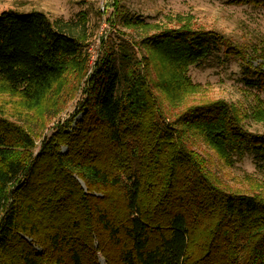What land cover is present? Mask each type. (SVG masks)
Masks as SVG:
<instances>
[{"label": "trees", "instance_id": "obj_1", "mask_svg": "<svg viewBox=\"0 0 264 264\" xmlns=\"http://www.w3.org/2000/svg\"><path fill=\"white\" fill-rule=\"evenodd\" d=\"M226 1L264 9V0ZM136 45L138 54L109 46L85 77L89 53L63 24L38 10L0 12V81L34 103L60 78L76 79L67 94L85 93L38 147L0 116V264H97L86 250L100 229L107 264H264V197L221 186L189 142L194 132L230 162L261 163L264 133L247 132L221 101L187 106L174 121L163 104L191 85L190 65L237 62L243 84L260 91L264 71L215 30L157 29ZM73 173L102 196L89 200Z\"/></svg>", "mask_w": 264, "mask_h": 264}, {"label": "rangeland", "instance_id": "obj_2", "mask_svg": "<svg viewBox=\"0 0 264 264\" xmlns=\"http://www.w3.org/2000/svg\"><path fill=\"white\" fill-rule=\"evenodd\" d=\"M4 10L43 11L50 19L57 20L78 36L83 49L89 53L85 77L92 70L95 60L109 50V46L116 48L118 41L126 42L138 54L140 49L136 41L139 38L157 29L181 26L224 34L248 50L250 62L264 71V56L255 55L256 49L264 42V9L259 6L232 4L226 0H0V12ZM101 38L105 39L102 46ZM144 54H148L145 49L141 56ZM238 64L233 61L226 64L210 61L190 65L186 76L191 85L185 81V85L175 88L180 89L178 94L163 99L168 118L174 121L176 115L190 105L221 101L237 115L247 132L263 134L264 91L243 84ZM156 66L159 68L158 64ZM75 82V78L68 81L60 78L54 83V86H58L53 96L44 95L34 103L33 99L24 97L20 91H14L7 83L0 81V116L31 133L38 147L41 136L54 132L55 126L63 123L82 102L85 95L82 86L75 93L66 92L71 89L69 84L74 85ZM71 126L70 130L74 124ZM189 142L221 186L264 197V161L257 163L250 156H244L230 162L213 144L194 132L190 133ZM59 150L65 153L66 146L62 144ZM72 176L79 182L85 195L102 196L98 191H88L76 173ZM89 200L93 199L89 196ZM25 238L31 241V238ZM92 240L93 247L88 248L86 253L93 255L97 264H107L104 254L109 256L112 251L106 232L100 229ZM76 244L81 246L80 238ZM36 250L40 252L41 248L36 246ZM46 251L47 255L56 254L66 258L65 248L51 249L47 246Z\"/></svg>", "mask_w": 264, "mask_h": 264}]
</instances>
